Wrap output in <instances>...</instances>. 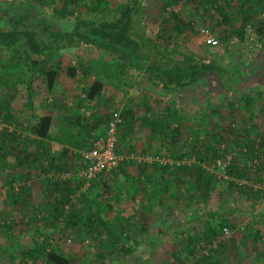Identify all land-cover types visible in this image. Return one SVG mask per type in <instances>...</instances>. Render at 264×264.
<instances>
[{
    "label": "trees",
    "instance_id": "obj_1",
    "mask_svg": "<svg viewBox=\"0 0 264 264\" xmlns=\"http://www.w3.org/2000/svg\"><path fill=\"white\" fill-rule=\"evenodd\" d=\"M32 1L37 2L38 0ZM59 1L61 6L54 8L52 16L46 15L42 8L29 0H11L7 3L5 10L0 7V22H6L8 25L5 29L0 28V82L4 87L9 88L22 85L25 90L24 99L17 104H12L13 99L0 100V122L3 124L0 139V171L7 169L10 156L18 166H23L24 160L32 164L36 162L35 167L42 175V196L46 198V201L40 205L30 206L31 218L29 220L38 222L45 229L61 226L63 233L73 229L93 238L100 244H105L103 234L105 233L104 228L107 227L106 213L101 210L104 195L102 193L92 194L89 199L87 193L91 189L80 191L82 185L78 178L62 179L60 175L55 176L53 171L56 174L66 171L71 148L75 166L73 171L78 173L77 166L81 159L80 153L78 154L79 149L88 147L92 132L100 122H104L106 126L113 112L105 113L104 120L98 113L91 112L88 117L85 116L82 104L75 109L68 107L69 116L66 117L61 134L52 133V114L50 112L41 114L38 107L46 94L54 89L61 72V62L56 60L54 55L84 49L101 53L104 58L100 69L101 76L92 82L85 96L87 102L92 104L89 106L90 109L95 108L96 99L98 101L104 94L106 96L108 87L122 89L145 85L149 89H159L160 93L166 97L177 98L180 92L192 90L201 84L202 78L217 69L218 65L211 59L204 60L196 55L180 52L177 47L171 45L169 40H163L164 37L160 34L158 39L154 33L148 35L141 33L138 26L139 19L146 10L144 0H124L116 5L107 0ZM177 2L178 0H165L162 11L165 12L168 7H173ZM190 2L194 10L202 9L205 12L201 13L204 17V24L207 19L210 21L211 17L206 16L207 11L217 13L220 17L217 24H230L229 32L224 30L223 34L218 36L220 42L227 43L231 34L243 41L246 28L252 27L260 36L258 40L264 49V20L258 18L260 11H264V0H239L238 4L233 6L228 0H190ZM12 8L14 11H11ZM54 16L63 19L71 18L73 28L52 30L51 17ZM163 22L165 26L170 25L168 27L171 32L177 34L191 28L189 22L180 18L175 9L163 17ZM246 59L248 58H243L242 63L247 62ZM262 65L260 77L264 81V61ZM219 68L221 70V67ZM234 68L235 71L238 70L237 72L241 70L239 64H235ZM82 69L84 73L89 71L86 66H82ZM75 71L76 68L73 66L67 69L71 76L75 75ZM104 80L107 84L105 91L103 90ZM40 85L43 89L37 92L36 88ZM223 88L226 89L225 84ZM11 97L13 98L14 95ZM17 109L29 114L31 122L26 127V135L18 131V120L20 119L15 116ZM177 113L178 110L174 107L166 106L158 116L148 121L146 115L143 117L142 114L139 117L132 108H124L119 113L121 123L117 127L116 153L121 156L124 154L127 156L128 154L145 155L150 153L151 143L154 142L159 143L158 150L167 148L166 153L164 152L165 158L183 163L173 165L152 163L149 165L127 158L106 175H114V173L125 175L122 177L123 182H127L133 191L136 190L135 194L142 191V195L147 198L148 202H153L156 196L159 203L164 202L168 197L172 198V195L183 192V189L188 192L198 191L204 198L208 197L210 190L218 184L219 180L223 179L216 177L202 166L207 162L225 161L222 167L228 176L238 179L250 178L252 169L249 165L240 166L235 162L234 157L226 159L228 150L224 146L220 148L221 135L218 132L211 133L206 143H198L197 146L195 143L186 145L185 141H181L178 124L180 119ZM141 121L143 124L148 121L147 125L150 128L148 145L140 151L132 145L128 148V152L124 153L123 149L132 138L134 125L137 122L141 125ZM8 126H14V128L8 129ZM246 132L248 134L244 146L247 153L243 156L252 160L258 158V154L253 151V143L249 140L251 138L250 129L246 128ZM47 140L59 144L58 147L54 145L55 153L47 145ZM31 143L36 146L31 148ZM32 154L35 157L31 161L30 155ZM154 154L163 155L160 152H154ZM192 157L197 158L198 163L190 165L184 161L185 158ZM129 161L136 164L138 170L136 180L131 179L128 174L127 168L132 165ZM30 165L31 163L28 164ZM148 170L151 174H145ZM31 173L27 169L26 172L5 178V196L10 208L24 203L29 190L26 183L32 180ZM20 181L22 183L15 188V184ZM142 182H144L143 186ZM228 184L234 185V182L229 181ZM107 189L110 192V187ZM123 190H119L117 194L120 200L124 194ZM83 202H87L88 205H82ZM206 215L210 219L205 222L201 230L189 225L191 220L199 219V215H195L184 221L177 218L164 229L158 230L155 235L158 238L163 233L165 236L174 237V248L185 252L189 257L197 258L198 264H218L220 261L217 256L218 249L213 248L212 245L214 241L220 239L224 228L232 230L234 225L228 218H216L217 212L206 213ZM6 227L11 228L9 224H6ZM133 227L135 228V226H129L128 222L125 223V229L131 232L126 239L132 238V242H129L130 244L123 242L118 246L120 251L130 256H133L135 252L133 244L137 242L133 235ZM109 233L111 234V231ZM3 235L8 240L9 236L6 233ZM146 241L150 247L156 246V241L152 239ZM106 243L117 245V239H109ZM220 245H222L221 241L218 242V246ZM8 259L12 264H74L69 255L50 243V236L46 234H39L34 240V245L23 250L19 259L12 255H9Z\"/></svg>",
    "mask_w": 264,
    "mask_h": 264
},
{
    "label": "rangeland",
    "instance_id": "obj_2",
    "mask_svg": "<svg viewBox=\"0 0 264 264\" xmlns=\"http://www.w3.org/2000/svg\"><path fill=\"white\" fill-rule=\"evenodd\" d=\"M10 1L0 0V7L5 10ZM29 1L42 8L48 16L53 15L55 7L61 6L59 0ZM107 1L116 5L124 0ZM238 1L228 0L232 6L237 5ZM164 2L165 0H144L146 10L139 19L138 30L145 35L154 33L158 39V36H163V40H169L171 45L177 47L180 52L190 53L204 60L215 61L218 68L206 74L202 78L201 84L192 90L180 92L177 98L166 97L160 93L159 89H149L145 85L122 89L108 87L106 96L104 94L98 101L96 99L94 101L96 102L95 108L90 109L89 106L92 104L87 102L85 96L92 82L101 76L100 69L104 60L101 53L90 49L67 52L66 54L56 53L54 58L61 62V72L54 89L46 94L45 99L39 105V113L50 112L52 114L55 121L53 129L57 121L56 116L62 114V117L63 115L67 117L69 116L68 107L75 109L81 104L85 116L88 117L91 112L98 113L104 120L105 113L121 112L124 108H132L136 116L141 117L143 114L145 117L146 115L150 121L153 117L158 116L166 106L174 107L178 110L177 115L180 119L178 124L181 141H185L186 145L195 143L197 146L198 143H206L211 133L218 132L221 135L220 148L224 146L228 150L226 155L236 158L235 162L240 166L249 165L252 169L250 178L230 177L225 173L222 165H218L217 161L216 163L214 161L207 162L202 166L210 173L215 174L216 177L223 179L219 180L218 184L210 190L208 197L204 198L198 191L188 192L183 189V192L172 195V198L168 197L170 200L167 198L164 202L159 203L157 197L154 196L153 202H148L147 198L142 195V191L135 194L136 190L133 191L131 188V191L125 194L124 191L128 190L129 184L127 182L124 184L121 173L119 175L110 174L99 181H93L85 189L78 173L73 171L74 158H72L69 149L70 155L66 171L57 174L53 171V174L55 176L68 174L71 179L78 178L82 185L80 191L91 189L87 193L89 199L92 194H104L101 210L106 213L107 227L104 228L105 233L103 234L105 244H100L93 238L73 229L63 233L61 226L45 229L38 222L30 221V206L32 204L40 205L46 201L41 190L42 175L35 167L36 162L32 164V162L24 160V165L18 166L10 156L7 169L0 171V247H2L0 248V264H12L8 259L9 255L19 259L23 250L34 245V240L39 234L49 235L50 243L69 255L74 264H137V262L138 264H198L197 258L189 257L185 252L174 248V237L171 238L172 236H165L161 233L157 238L155 233L175 222L177 218L184 221L195 215H199V219L191 220L189 225L201 230L205 222L210 219L206 213L212 212H217L216 218H228L234 225L232 230H228V234L223 231L220 239L214 241L212 245L213 248L217 247L216 249H218L217 256L220 259L218 264H264V81L260 77V71L263 69L264 49L258 40L260 36L252 27H247L245 40L241 41L236 35L230 33L232 36L227 43L220 42L218 36L223 34L224 30L229 32L230 24H217L220 18L217 13L207 11L206 16L211 17L210 21L207 19L204 24V17L201 14L204 11L202 9L194 10L190 0H178L176 5L168 7L163 12ZM172 9L177 11L180 18L188 21L191 28L179 34L171 32L170 25H168L169 27L165 26L163 17H166V14ZM11 11H14V8ZM260 12L258 18L264 20V11ZM51 18L52 30L73 28L71 18L63 19L56 18V16ZM7 26L6 22H0V28L5 29ZM201 29H207L210 36L218 39L219 44L215 47L207 46L201 35ZM245 57L248 58L247 62L243 61L242 63L241 60ZM235 64H239L241 67L240 72L235 71ZM70 66L76 68L74 76L67 72ZM82 66L88 67L89 71L84 73ZM224 84L226 89L223 88ZM105 87L107 84L104 80V91ZM41 89L43 87L40 85L36 91L40 92ZM11 95L14 97L12 98ZM24 97L25 90L22 85L9 88L4 87L0 82V100L13 99L12 104H17ZM15 116L20 119L18 120V131L26 135V127L31 122L29 114L17 109ZM148 121L145 124L141 121V125L140 122L134 125L132 138L123 149L124 153H127L128 148L132 145H135L139 151L148 145L150 131L147 125ZM104 126L105 123L100 122L97 127L101 129L99 134L103 133ZM2 127L3 124L0 122V139L2 138ZM11 127L8 126V129ZM246 128L250 129L251 138L249 140L253 143V151L258 154V158L252 160L243 156L247 153L244 146L248 134ZM94 132L97 134L96 131ZM26 138L28 137L26 136ZM158 145L159 143L152 142L148 154L155 155L154 152H160L163 153L161 156L165 157L164 152L166 153L167 148L158 150ZM34 146L36 145L30 144L31 148ZM15 150L18 152V148ZM124 156L125 159L133 160L138 157L134 154H128V156L124 154ZM34 157V154L30 155L31 161ZM184 161L190 165L198 163V159L194 157L185 158ZM29 163H31L30 166H28ZM44 163H46L45 159ZM130 168L137 170L136 164L133 162ZM27 169L32 172L30 174L32 180L26 183L29 189L26 199L22 205L18 204L10 208L5 196V178L26 172ZM150 173V170L145 172V174ZM229 181L234 182V185H229ZM21 183V181L16 183L15 188L19 187ZM107 187H110V192ZM124 188L125 198L122 195L120 200L117 194ZM135 204L140 207L144 204L149 205L157 213L152 214L150 208L135 213L137 220L129 223V226H135L134 229H130L134 230L133 235L137 242L136 244L132 243L135 245V252L133 256H130L120 251L118 246L123 242H132V238L126 239L131 232L125 229L126 222L122 220V208ZM82 205H88V203L83 202ZM6 224H9L11 228H7ZM2 230H6V232ZM4 233L9 236L8 240L3 235ZM113 238L117 239V245L106 243L107 240ZM147 239L156 241V246L150 247ZM219 241L222 243L220 246H218Z\"/></svg>",
    "mask_w": 264,
    "mask_h": 264
},
{
    "label": "built area",
    "instance_id": "obj_3",
    "mask_svg": "<svg viewBox=\"0 0 264 264\" xmlns=\"http://www.w3.org/2000/svg\"><path fill=\"white\" fill-rule=\"evenodd\" d=\"M201 35L204 38L205 44L211 47L218 45V41L210 36L207 29H201ZM120 112L116 111L112 113V117L105 126L103 133H92L89 140L88 147L82 151L81 159L77 166L78 176L84 184V188H87L93 181L100 179L102 175L108 174L115 169L119 163L125 159V156L118 155L116 153L117 148V130L118 125L121 123ZM229 160L230 157H227ZM137 163H158L160 165H173L183 162H174L170 158H165L159 155H141L135 158ZM218 165H225V161H217ZM62 179L70 178L68 174L60 175ZM225 234H228V229H223Z\"/></svg>",
    "mask_w": 264,
    "mask_h": 264
},
{
    "label": "crops",
    "instance_id": "obj_4",
    "mask_svg": "<svg viewBox=\"0 0 264 264\" xmlns=\"http://www.w3.org/2000/svg\"><path fill=\"white\" fill-rule=\"evenodd\" d=\"M56 119H57V121H56V124H54V128L52 129V133H57V132H59L60 134H61V132H62V129H63V127H64V123H65V120H66V117H65V115H63V117H62V114H60V115H58V117L56 116ZM61 119H62V121H61ZM99 121V120H98ZM53 122H55L54 120H53ZM99 130H101L100 128H96L94 131H96L97 133H99ZM93 131V132H94ZM92 132V133H93ZM91 138V137H90ZM47 142V145H49L50 147H51V150H52V152L53 153H55L56 152V150H54V147L57 145V147H58V145L59 144H57V143H55V141H52V140H47L46 141ZM55 145V146H54ZM61 146V145H60ZM86 148H84V147H81L80 149H79V151H78V154L80 153V155H81V153H82V151H84ZM55 152H54V151ZM70 150H71V148H70ZM127 171H128V174H129V176H130V178L131 179H134V180H136L138 177H137V175H138V172H137V170H133L132 168H130V166L128 167V169H127ZM151 174V173H150ZM105 176H107V175H102L100 178L101 179H103V177H105ZM123 176H125V175H122V177ZM144 175H142V177H143ZM143 180H145V179H143ZM95 181H99V179L98 180H95ZM145 182V181H144ZM144 182H142V186H143V184H144ZM124 184H126V182H124ZM124 190H125V188H124ZM129 191H131V189H129V186H128V190L126 191H124L125 192V194L127 193V192H129ZM103 194V193H102ZM104 195V194H103ZM104 197V196H103ZM140 205H142V204H140ZM145 208H150L149 207V205H143V206H138V205H132V206H124L123 208H122V220L124 221V222H128V223H132V222H134L135 220H137V215H135V213L137 212V211H145L146 209ZM150 210V212L152 213V214H156L157 213V211L155 210H153L152 208H150L149 209ZM125 226V225H124ZM156 234V233H155Z\"/></svg>",
    "mask_w": 264,
    "mask_h": 264
}]
</instances>
